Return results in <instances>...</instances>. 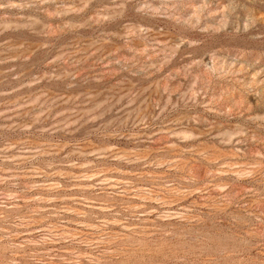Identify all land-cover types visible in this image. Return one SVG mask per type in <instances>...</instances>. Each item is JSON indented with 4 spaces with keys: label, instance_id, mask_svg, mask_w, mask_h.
Returning <instances> with one entry per match:
<instances>
[{
    "label": "rangeland",
    "instance_id": "1",
    "mask_svg": "<svg viewBox=\"0 0 264 264\" xmlns=\"http://www.w3.org/2000/svg\"><path fill=\"white\" fill-rule=\"evenodd\" d=\"M0 264H264V0H0Z\"/></svg>",
    "mask_w": 264,
    "mask_h": 264
}]
</instances>
